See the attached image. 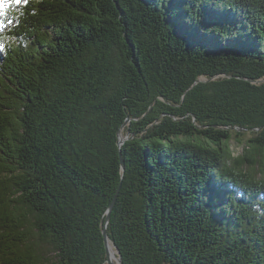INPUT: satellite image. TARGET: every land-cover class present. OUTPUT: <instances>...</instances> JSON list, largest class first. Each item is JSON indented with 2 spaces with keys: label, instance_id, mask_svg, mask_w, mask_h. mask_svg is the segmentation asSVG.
Masks as SVG:
<instances>
[{
  "label": "trees",
  "instance_id": "trees-1",
  "mask_svg": "<svg viewBox=\"0 0 264 264\" xmlns=\"http://www.w3.org/2000/svg\"><path fill=\"white\" fill-rule=\"evenodd\" d=\"M7 19L0 264H107L105 227L122 264H264V0H29Z\"/></svg>",
  "mask_w": 264,
  "mask_h": 264
},
{
  "label": "water",
  "instance_id": "water-1",
  "mask_svg": "<svg viewBox=\"0 0 264 264\" xmlns=\"http://www.w3.org/2000/svg\"><path fill=\"white\" fill-rule=\"evenodd\" d=\"M206 81V80H205ZM128 122L130 121V119L127 120ZM121 132L119 134V146H121L125 141H126V138H124L123 140H121ZM121 162H122V167L124 169L125 167V163L123 161V158L121 156ZM114 204H115V201L111 204L109 210H108V217H107V223L109 222L110 220V216H111V212H112V209L114 207ZM103 236H104V239H105V244H106V250H107V264H116V262L111 258V255H110V249H109V242H110V239H109V236H108V232H107V228L105 227L104 230H103ZM116 249V253H117V258L116 260L118 261L119 264H122V258H121V255H120V252L118 251L116 245L114 243H112Z\"/></svg>",
  "mask_w": 264,
  "mask_h": 264
},
{
  "label": "snow or ice",
  "instance_id": "snow-or-ice-1",
  "mask_svg": "<svg viewBox=\"0 0 264 264\" xmlns=\"http://www.w3.org/2000/svg\"><path fill=\"white\" fill-rule=\"evenodd\" d=\"M29 0H0V31L7 27V24H11L12 20L7 19L9 10L21 3L27 4ZM7 19V24H5Z\"/></svg>",
  "mask_w": 264,
  "mask_h": 264
},
{
  "label": "rangeland",
  "instance_id": "rangeland-1",
  "mask_svg": "<svg viewBox=\"0 0 264 264\" xmlns=\"http://www.w3.org/2000/svg\"><path fill=\"white\" fill-rule=\"evenodd\" d=\"M124 138H126V140H127V137H124ZM232 149H233L235 154L242 153V151H243V147L237 142L232 144ZM115 262H116V264H119L117 260Z\"/></svg>",
  "mask_w": 264,
  "mask_h": 264
},
{
  "label": "bare ground",
  "instance_id": "bare-ground-1",
  "mask_svg": "<svg viewBox=\"0 0 264 264\" xmlns=\"http://www.w3.org/2000/svg\"><path fill=\"white\" fill-rule=\"evenodd\" d=\"M121 137V140L124 139V137H122V135L120 136ZM109 249H110V255H111V258L116 261V258H117V253H116V249L114 247V245L109 242Z\"/></svg>",
  "mask_w": 264,
  "mask_h": 264
}]
</instances>
